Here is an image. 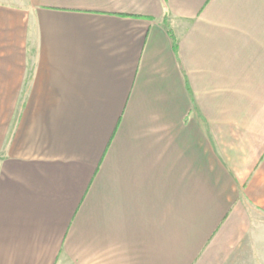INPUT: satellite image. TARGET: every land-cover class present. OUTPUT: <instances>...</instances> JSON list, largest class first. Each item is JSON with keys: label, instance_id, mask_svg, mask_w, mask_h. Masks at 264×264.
I'll return each mask as SVG.
<instances>
[{"label": "crops", "instance_id": "crops-1", "mask_svg": "<svg viewBox=\"0 0 264 264\" xmlns=\"http://www.w3.org/2000/svg\"><path fill=\"white\" fill-rule=\"evenodd\" d=\"M0 264H264V0H0Z\"/></svg>", "mask_w": 264, "mask_h": 264}, {"label": "rangeland", "instance_id": "rangeland-1", "mask_svg": "<svg viewBox=\"0 0 264 264\" xmlns=\"http://www.w3.org/2000/svg\"><path fill=\"white\" fill-rule=\"evenodd\" d=\"M18 115H19V111H15V115H14L13 120H12V131L15 127V123H16V120L18 119Z\"/></svg>", "mask_w": 264, "mask_h": 264}]
</instances>
